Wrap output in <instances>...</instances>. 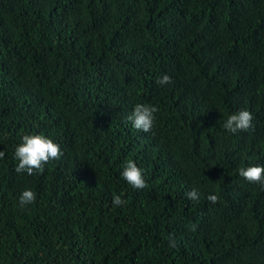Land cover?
<instances>
[{"label": "trees", "instance_id": "obj_1", "mask_svg": "<svg viewBox=\"0 0 264 264\" xmlns=\"http://www.w3.org/2000/svg\"><path fill=\"white\" fill-rule=\"evenodd\" d=\"M33 134L63 156L16 173ZM0 151V264H264V0H0Z\"/></svg>", "mask_w": 264, "mask_h": 264}, {"label": "clouds", "instance_id": "obj_2", "mask_svg": "<svg viewBox=\"0 0 264 264\" xmlns=\"http://www.w3.org/2000/svg\"><path fill=\"white\" fill-rule=\"evenodd\" d=\"M159 84L172 83L171 78L168 75H164L159 81ZM158 108L152 104H136L133 111L127 117V120L131 122L132 127L138 131L144 133L150 132L155 124ZM253 116L252 113L246 109H242L229 115L223 124V128L233 134L239 131H247L251 127ZM5 153L0 151V159L4 157ZM63 156L60 146L53 142L44 134L24 135L22 137V143L15 149V158L18 161L15 167L16 173H27L31 176L34 172L43 173L44 166L50 160H59ZM239 175L249 182H256L264 188V166L256 165L249 166L247 168H240ZM121 177L134 189L142 190L148 187L144 178L143 170L137 166L132 160H127L122 165ZM187 198L196 201L199 199V193L196 189L186 193ZM207 199L213 204L217 203L219 197L215 194H211ZM36 201V194L26 189L21 193L19 204L21 207L32 204ZM113 206H122L126 201L122 200L119 195L114 196L112 200ZM192 231L196 230V226H192ZM170 246L176 247V242L173 236H169Z\"/></svg>", "mask_w": 264, "mask_h": 264}]
</instances>
